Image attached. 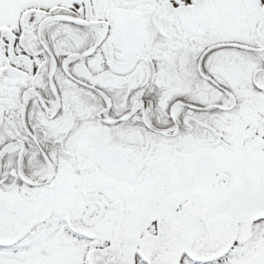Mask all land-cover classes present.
<instances>
[{"label": "snow or ice", "instance_id": "6c2138e0", "mask_svg": "<svg viewBox=\"0 0 264 264\" xmlns=\"http://www.w3.org/2000/svg\"><path fill=\"white\" fill-rule=\"evenodd\" d=\"M0 264H264V0H0Z\"/></svg>", "mask_w": 264, "mask_h": 264}]
</instances>
